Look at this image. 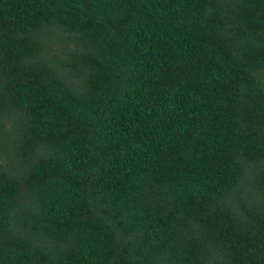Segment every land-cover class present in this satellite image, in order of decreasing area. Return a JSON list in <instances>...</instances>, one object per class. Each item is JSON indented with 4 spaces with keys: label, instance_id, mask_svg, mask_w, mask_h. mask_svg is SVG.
<instances>
[{
    "label": "trees",
    "instance_id": "1",
    "mask_svg": "<svg viewBox=\"0 0 264 264\" xmlns=\"http://www.w3.org/2000/svg\"><path fill=\"white\" fill-rule=\"evenodd\" d=\"M0 264H264V0H0Z\"/></svg>",
    "mask_w": 264,
    "mask_h": 264
}]
</instances>
